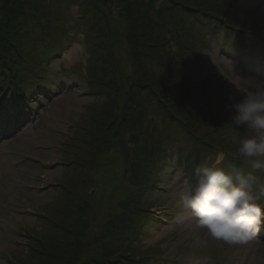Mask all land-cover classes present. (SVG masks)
Wrapping results in <instances>:
<instances>
[{"label": "rangeland", "instance_id": "obj_1", "mask_svg": "<svg viewBox=\"0 0 264 264\" xmlns=\"http://www.w3.org/2000/svg\"><path fill=\"white\" fill-rule=\"evenodd\" d=\"M215 1L216 10L206 5L203 12L223 25L228 22L225 16L231 25L220 24L212 33L205 29L207 40L190 57L185 39L193 31L187 36L176 13L192 16L196 0H62L60 5L54 0H4L0 4L23 54L35 56V51L39 54L47 43H54L53 37L62 40L54 56L21 68L27 69L24 77L31 76L29 82L47 83L41 91L26 95L15 108L10 97L5 102L7 88L0 92V264H264V220L255 236L243 243L214 239L194 222L187 227L174 222L181 211V196L194 186V169L201 163L243 166L253 172L255 190L264 187V172L242 165L236 156L248 130L231 123L232 105L243 99V91L264 85V0ZM229 1L235 6L232 11ZM54 11L55 36L49 33ZM0 20L1 26L4 14ZM198 23L194 18L191 24L198 27ZM156 30L162 35L158 38L162 51L157 37L151 39ZM4 34L8 39L6 29ZM139 36L149 37L152 44L145 55L133 59L129 47L135 49ZM102 43L116 46L110 50L114 58L106 59ZM95 60L107 66L98 70L100 75L120 67L125 72L119 74L122 78L139 74L144 85L153 79L160 100L151 90L143 92L147 115H161L159 106L167 111L163 118L179 113L188 124L182 129L179 121L171 123L175 128L166 137L167 151L159 150L160 164L142 171L139 184L132 173L135 160L130 159L139 144L129 133L122 139V160L121 143L119 149L107 147L91 160L92 166L85 160L92 155H85L83 140L101 148L104 118L112 119L119 103L125 106L132 101L123 95L114 99L111 90L92 83L93 70L97 75L96 68L100 69ZM134 63H141L136 73L130 72ZM8 72L0 70V81L9 80L14 71ZM186 90L196 100L185 115L177 96ZM100 105L108 113H102ZM17 108L20 111L15 113ZM145 134L138 142L147 143ZM74 157L79 159L71 160ZM83 175L90 178L80 180ZM69 188L82 190L75 195L84 200L81 210L73 204V219L68 216ZM258 203L264 208V199Z\"/></svg>", "mask_w": 264, "mask_h": 264}, {"label": "trees", "instance_id": "obj_2", "mask_svg": "<svg viewBox=\"0 0 264 264\" xmlns=\"http://www.w3.org/2000/svg\"><path fill=\"white\" fill-rule=\"evenodd\" d=\"M3 1L4 0H0V4ZM61 1L62 0H54V2H56L59 5L62 3ZM208 1L207 0H196V4H192V3H190V4L194 5L195 12L196 11L197 12L198 11L203 12V9L206 5H210V6H212V8H214V10H216V8L213 5L216 1L212 0V3L208 2ZM231 1L234 2V0H231ZM231 1H229L230 3L228 4V9L232 11L235 6H232L233 2H231ZM8 2L13 3V2H15V0L14 1L8 0ZM102 6H104V5L102 4ZM198 9H201V10H198ZM195 12L194 13L192 12V16H188L186 12L176 13V14L180 15L179 17L182 18L181 21L184 24L183 25L179 22L178 26L181 29L186 27L187 36H188L189 30H191V32L193 31V33L192 34L190 33V35H189L191 37L190 38L187 37L188 39H185L186 47H187L186 51L189 54V57L191 54H192V56L194 54L196 55V52L200 51L197 49V46L203 45L204 43L201 44V42L202 41L205 42L207 40L206 36L204 35L205 29L212 33V30H215L214 28L219 27V25L221 24L219 21H217L214 18V16L212 14L208 15L205 12H203L200 14V16H197L198 14H196ZM2 14L5 15L6 21L2 22L3 25L0 26V31H2V32H0V70H5L8 72V69H9L10 71L12 70L14 72L11 73V75H10L11 79L9 76L8 77L9 80L4 79V80L0 81V92L2 89L7 88L9 95L5 94L6 96L4 97V99L7 98L5 102H8L9 97H10L11 102H13L12 107L15 108L18 105H20V103L23 101L24 98H26L25 97L26 95L32 94V93H34V91H37V90L41 91L43 85L47 84L46 82H41L40 80H32L31 82H29L28 79H30L31 76L24 77L25 73L28 71H27V69L25 70V69H21V68L22 67L25 68L28 64L29 65L31 64L33 66H37L36 63L39 64L43 60H48L51 56H54L57 52V45H59L62 42V40L58 39V41H55L56 38H58V37H53L52 41H54V43H47L49 45L46 44L47 46L46 47L44 46L45 47L44 49H42L41 51L39 50V52H40L39 54H38V51H35L34 55L37 54L35 56H32L31 55L32 53H28L27 55H25L17 47L16 39L18 40V38H16V39L14 38V32L11 31V29H10L12 25L8 21L6 10L4 8L0 11V15H2ZM52 15H54V18L51 19V21H50L49 33L53 34V36H55L57 31L53 30V29H57V28L53 27V23H55L56 17H58V16L56 15V11H54ZM209 16H211L212 18ZM194 18L196 20H198V22L200 23V24L198 23L199 28L195 24H191L194 22ZM223 18L225 19V22H227V21L228 22L226 25H223V24H221V25L230 27L231 22L227 19V17L223 16ZM158 20H160V19H158ZM221 20H222V18H221ZM234 21L236 22V20H234ZM0 23H1V20H0ZM205 24L207 25L208 28H206ZM125 27H126V24L124 25V28ZM17 28H19V26L16 27L15 32H17ZM5 29L7 30V34L9 36L8 39L4 34ZM12 29L14 30V28H12ZM225 31H229V29H225ZM170 33H173L172 28L170 29ZM66 35L67 34H65V36ZM153 35H155L157 37V38H155V40L157 39V42H158L157 46L160 47L161 44L159 43L158 38L161 39L162 35L157 30L151 35V39L154 38ZM103 37H104V35H103ZM139 38H141V37L139 36ZM148 38L149 37H147L145 39L141 38L140 43L137 41L138 44L136 43L135 49L133 48L132 51H130L131 47H129V52H130L129 54L131 57H133V59L135 57H140L141 55H145L147 53L146 51H147L148 46H151V44H152L148 41ZM102 39H104V38H102ZM102 44L106 48V50L103 51V53L105 52L106 55H108L106 57V59L108 60L109 57L114 58V52L112 53V52H110V50L112 51L111 48H113V49L115 48L114 50H116V46L114 47V45H111V47L109 48L108 46L106 47V43H102ZM229 44H230L229 46L233 45L232 43H229ZM60 47H62V46H60ZM141 47H142L143 51L141 50ZM160 49L162 51L163 48L160 47ZM13 50L15 51V53ZM96 51L99 52L98 49H96ZM15 54H16V56H15ZM129 54H128V56H129ZM203 55L207 56V53H204ZM116 56H117V54H116ZM25 61H26V63H25ZM100 61L102 62V60H95V62H98V63ZM191 61H192V59H191ZM198 61H200V60H198ZM140 64L141 63H139L137 65V63H134L130 69V72L133 71L134 73H136L140 68V66H139ZM99 65H100V69L96 68L97 71L99 70L100 72H102L103 66H104V68H107V66H105V65L102 66L101 63H99ZM176 70L177 69H175V71ZM99 71H98V73H96L97 75H94V70H93L92 75L94 76V78L96 77V79L91 80V81H93L92 83L98 84L99 89L104 88V89L111 90V94H112V97L114 99L119 95L120 96L123 95L124 97H126V99H127V97L129 98V96H130L132 98V101L130 103L126 104L125 106H123L122 103H119L118 104L119 106L115 107L112 110V116H111L112 119H107L109 117H107V118H104V116L102 117L106 120V122L102 123L104 125V128H101V129H104V131L101 133V139H100L101 140L100 144L103 145V146H101V148H96V144H93L91 146V142L88 141V143H87V142H84L86 140H83L82 144H83V147H85V149H86L85 155H88L89 152L92 155V156L88 155V158H85V160H90L89 162L92 166L93 162H91V160L94 161L98 155H100L102 152H104V150L107 149V147L110 148L112 146H115L116 149H119L120 148L119 143H121L123 145L122 139H124V136L126 133H129V134H131V135H129V138L130 139L133 138L132 141L134 143L136 142L135 144H139V145L133 147L134 155H133V157H130L131 160H135V162L132 161V163L134 164V166L132 167V173H134V174L136 173L134 180H137V183L139 184L141 182L140 181L141 175L143 174L142 171H144L145 169L151 170L152 167L158 166L160 164V155L158 154V152L161 149L166 150L165 147L168 144V140L166 137L169 135L170 128H175V125H173L171 123L176 122L175 120L179 121L181 123L179 126L182 129H185V127H188V126H186L188 124L186 121L181 120V118H183L184 115L179 114V113L177 114V117L171 116V117H167L166 119L163 118L162 117L163 113L167 112V111L165 109H163V107L160 108L159 106H158V111L160 112L161 115H159L157 113L153 114L152 115L153 117H151V116L149 117L147 115L149 113H148V111L145 112L144 96H143L144 93L143 92L151 90L154 92V94H156L157 100L158 101L160 100V98L157 95L155 88L153 86V79H148L147 84L144 85L145 82H139L138 81V79L140 77L139 74L138 75L136 74L133 77H125L124 76L122 78V76L119 74H125V72L120 67H119V70L118 69H113L111 71L107 70L106 72L102 73V75H100ZM8 74H9V72H8ZM38 76L43 77L42 74H40V73ZM155 76H157V73L154 75L153 78H155ZM23 77H24V79H23ZM22 79L25 81H22ZM101 79L104 81H102ZM10 81H12L11 85L8 84ZM9 89H11L10 92H9ZM13 94H15V95H13ZM177 97H178V99H181L180 105L182 107V111H185L184 112L185 115H186V111L195 107L193 100H196V99L194 98V94L192 92H189L186 90L183 93L182 97H180V96H177ZM148 98H149V96H148ZM123 99H125V98H123ZM171 103L172 102L168 103L169 107H170ZM198 103L199 102H196V104H198ZM93 104L94 103H92L91 105L93 106ZM159 104L164 105L163 102H161V101L159 102ZM94 105L97 107L96 104H94ZM100 106H102V105H100ZM3 109H4V112L7 111L6 106L3 107ZM99 110L102 113L103 112L108 113V110L105 111V106H102ZM19 111H20V109L17 108L15 113H18ZM198 112L200 114L199 110H198ZM196 115H197V112H196ZM114 117H116V118L114 119ZM161 117H162V119H161ZM109 122L112 123L110 128H108L106 126L107 123L109 124ZM114 125H116V127H114ZM107 129H109V131H105ZM112 129H114V130H112ZM144 131L147 132V134H145L143 136V137L148 138L147 143L138 142L139 137L142 135V133ZM117 133H118V137H117V139H115V135ZM84 135L86 137H88L86 134H84ZM198 138H201V137L199 136ZM110 140H112V141H110ZM90 141H91V139H90ZM105 144L107 145L106 147H104ZM93 147H95V149ZM154 148H156V150H154ZM168 150H170V149H168ZM117 152H118V150H117ZM123 154H124V145L122 147V152L118 153L121 160L123 158ZM78 159H75V157H74L71 160H78ZM94 166H97V163ZM125 171L123 172V174L125 173ZM82 177L83 178H81L80 180H82V179L85 180V178H90V176H85V175H83ZM134 180H133V182H134ZM92 181L93 180H90V183ZM133 184H135V182ZM75 192L80 193V192H82V190L81 191H78V190L74 191L71 188H69L67 190L68 197L71 196L67 199L68 200V210H70L68 213V216L70 217V219H73V217L75 218L74 213H73V209H74L73 204H77L78 210H81L82 208L79 205H82V203L84 202V200L82 199L81 196L75 195L76 194Z\"/></svg>", "mask_w": 264, "mask_h": 264}, {"label": "clouds", "instance_id": "obj_3", "mask_svg": "<svg viewBox=\"0 0 264 264\" xmlns=\"http://www.w3.org/2000/svg\"><path fill=\"white\" fill-rule=\"evenodd\" d=\"M243 99L232 105L231 123L248 130L240 139L236 156L242 165L264 172V85L255 84ZM196 182L181 196V211L174 217L176 225L191 222L205 234L228 243H243L259 231L264 220V187L255 190L252 171L235 164L220 167L201 163L194 169Z\"/></svg>", "mask_w": 264, "mask_h": 264}, {"label": "bare ground", "instance_id": "obj_4", "mask_svg": "<svg viewBox=\"0 0 264 264\" xmlns=\"http://www.w3.org/2000/svg\"><path fill=\"white\" fill-rule=\"evenodd\" d=\"M101 200H102V202H106L108 200V199L105 198V194H102Z\"/></svg>", "mask_w": 264, "mask_h": 264}]
</instances>
